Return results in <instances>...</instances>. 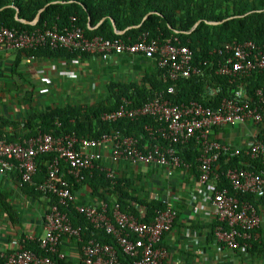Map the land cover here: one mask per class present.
Returning <instances> with one entry per match:
<instances>
[{
	"label": "built area",
	"instance_id": "1",
	"mask_svg": "<svg viewBox=\"0 0 264 264\" xmlns=\"http://www.w3.org/2000/svg\"><path fill=\"white\" fill-rule=\"evenodd\" d=\"M46 47L80 51L105 63L115 56L126 54L155 59L173 82L202 74L201 68L194 65L191 48L182 45L177 38L161 42L148 40L145 34L136 43L99 36L89 38L77 24L76 17H72L65 27L54 26L31 33L0 27V52H23ZM218 53L223 55V61L216 70L219 76L236 79L248 76L254 70L264 71V50L258 49L252 42L226 44ZM66 63L75 67L80 60ZM75 74L70 67L60 73L68 79L74 78ZM43 81L48 87L51 85L49 79ZM48 87L42 89L41 94L47 93ZM173 94L175 88L170 86L143 106L134 107L125 101L118 110L102 116V121L110 123L123 119L152 118L158 126L146 127V130L155 141L158 142L160 137L168 142L167 146L160 142L142 144L138 139L119 132L103 134L96 139L75 134L60 137L39 134L23 142L0 139V178L7 172L17 171L23 183H33L39 175V158L54 155L47 165V177L37 189L57 200L45 216V235L38 240L45 255L27 250L3 253L1 257L5 264H61L65 260L60 252L63 237L84 242L81 227H74L61 207H73L96 230L113 235L123 253L133 260L131 264H165L169 252L162 246V241L177 219V211L172 206L158 211L153 221L144 223L123 212L116 203L111 217L106 202L99 205L75 204L76 197L65 174L82 182L86 171L98 169L114 185L118 177L114 166L126 163L165 168L171 175L175 169L188 167L177 155L176 146L187 145L193 140L201 148L198 159L201 194L213 205L219 222L214 230L215 241L232 251H245L252 246L262 223L261 216L252 204L240 202L230 194L229 189L218 186L220 177L215 173V165L223 153L230 157L244 155L259 160L263 166L260 172L236 168L228 169L224 176L234 191L254 194L263 199L264 141L256 139L248 148L238 149L212 140L211 135L214 129L245 123L261 124L264 121V94L259 91L258 101L252 104L244 99V93L240 91L235 98L223 99L217 107H207L198 102L176 103L169 98ZM106 159L109 164H106ZM81 251L80 264H125L119 260L117 250L112 245L96 240L84 243Z\"/></svg>",
	"mask_w": 264,
	"mask_h": 264
},
{
	"label": "trees",
	"instance_id": "2",
	"mask_svg": "<svg viewBox=\"0 0 264 264\" xmlns=\"http://www.w3.org/2000/svg\"><path fill=\"white\" fill-rule=\"evenodd\" d=\"M17 9L20 19L28 22L34 21L38 13L42 9L45 10L38 24L32 26L16 20ZM149 13L153 14L144 21ZM72 17L77 18V24L89 38L99 36L109 40L122 39L126 43H136L145 34L148 40L161 42L174 41L177 38L182 45L191 48L194 53V65L201 68L202 74L173 82L166 70L159 67L155 59L134 56L144 61L151 60L154 64L152 73L142 81L109 82L106 84L105 91H101L98 95L95 93L93 100L87 101L86 98L89 95L87 94L85 97L81 96L79 100L81 102L77 104H54L46 107L42 100L36 103L32 96L30 101L32 110L29 111L27 118L18 122L3 120L0 122V139L8 142H23L39 134H50L55 137L75 134L78 137L96 139L103 134L119 132L123 136L138 139L142 144L160 142L167 146L168 142L160 137H158V142L155 141L146 130V127L156 128L158 126L157 121L152 118L146 117L134 121L123 119L110 123L102 121V116L118 110L125 101L134 107L143 106L160 92L167 91L170 86L175 88V94L169 96L174 102H198L207 107H217L223 99L235 98L237 92L240 91H243L244 99L253 102L252 104L258 101L259 91L264 94V71L254 70L250 75L236 79L216 74L219 63L223 61V55L218 51L226 44L252 42L258 49L264 50V0H0V27L14 29L18 32L31 33L36 30L51 29L54 26L62 28L70 23ZM103 19L105 21L98 26ZM112 21L118 31L126 32L123 35L116 34ZM198 21H201V24L192 31ZM208 22L220 24L211 25ZM23 52L28 58L44 61L71 62L76 59L84 62L96 59L80 51L61 48L46 47ZM257 126L259 131L257 139L264 141V121ZM218 130L220 129H214V132ZM214 132L211 135L212 140H215ZM176 151L177 155L188 165L187 168L178 169L191 171L199 180L200 146L193 140L187 145L176 146ZM53 158L52 154L39 158V175L34 178L33 183H23L18 172L12 171L16 173L14 177L17 178L16 183L21 186L26 195L35 199L47 196L38 191L37 186L45 181L48 174L47 165ZM236 168L260 172L263 170L261 162L244 155L230 157L223 153L215 165V173L220 177L218 186L221 189H229L230 194L236 196L240 202H248L257 209L259 203L257 200L261 201L262 198L254 194L234 191L224 176L228 169ZM65 178L76 197L75 204H81L77 192L88 187L91 197L95 200H92V203L95 202L97 205L100 202L108 203L111 217L116 203L123 212L130 213L144 223L153 221L158 211H163L168 207L160 200H143L141 191L136 190L133 180L124 175L118 176L114 185L98 169L86 171L82 182H77L67 174ZM111 196L116 199L115 203L110 202ZM47 198L48 208H50L57 200L51 196ZM137 206L146 207L145 217L141 216ZM6 209L8 210L9 207ZM61 210L68 214L74 227H81L84 242L78 243L69 237H63L62 241L65 238L74 240L81 250L84 243L96 240L112 245L117 250L121 262L125 264L133 262L123 253L113 235H108L103 230H96L85 216L77 213L73 207L67 209L61 207ZM218 225L217 221L212 228L211 234L214 239V230ZM258 247L252 242L251 253L259 255ZM22 250L45 255L40 248V243L35 241H24ZM61 264L72 263L64 260Z\"/></svg>",
	"mask_w": 264,
	"mask_h": 264
},
{
	"label": "crops",
	"instance_id": "3",
	"mask_svg": "<svg viewBox=\"0 0 264 264\" xmlns=\"http://www.w3.org/2000/svg\"><path fill=\"white\" fill-rule=\"evenodd\" d=\"M96 60L80 61L79 65L73 67L62 61L28 58L24 52H0V122H18L27 118L32 110V96L35 98L48 87L43 79L51 81L49 91H58L67 96L65 91H71L69 93L72 95L76 91H83L80 80L84 76L94 75L92 89L88 91H105L106 84L112 81H142L152 73L154 66L151 60L123 55L113 57L98 72L92 65ZM69 67L76 72L71 81L60 75ZM96 78L103 83L102 86L95 81ZM94 98L95 94L91 93L86 100ZM35 102L39 100L35 99ZM44 105L51 106L48 102H44ZM219 129L214 132L215 141L238 149L248 148L259 135L258 126L251 123ZM106 164H109L108 159ZM114 167L118 176L124 175L133 180L143 200H160L177 211L174 226L162 241V246L169 252L165 264H264V200H257L262 223L253 241L259 246V255L251 253L252 246L245 251H232L219 245L211 234L218 220L213 205L202 196L198 177L194 173L175 169L169 175L163 168L126 163ZM14 177L16 173L7 172L0 178V264H5L1 257L3 253L20 251L24 241L38 242L45 235V216L49 209L47 196L31 198L22 191ZM77 197L80 203L97 205L92 203L93 197L88 187L77 192ZM111 197L110 202L115 203L116 199ZM137 209L145 217L146 207L137 206ZM60 252L65 260L80 264L82 253L76 241L65 238Z\"/></svg>",
	"mask_w": 264,
	"mask_h": 264
},
{
	"label": "rangeland",
	"instance_id": "4",
	"mask_svg": "<svg viewBox=\"0 0 264 264\" xmlns=\"http://www.w3.org/2000/svg\"><path fill=\"white\" fill-rule=\"evenodd\" d=\"M105 63L101 62L100 60H96V62H92V65L93 67H95V69H97V71H102V69L105 68ZM96 71V74H98V72ZM104 71V70H103ZM94 75L90 74L89 76H84L83 79L80 80V83H81V87H83V91H76L74 95H72L71 91H65V95L67 96H64L63 94L59 93L58 91H48L47 93H39V95L35 96L34 99H37V100H42L43 102L45 103H49V105H54V104H77V102H81L79 100H81V96H87V94H97V93H100L101 91H88L89 89L91 90L92 89V84H93V78ZM68 81H71L70 79ZM96 82H99V79L96 78L95 79ZM95 82V83H96ZM99 86H102L103 83L100 81L99 83ZM83 99V98H82Z\"/></svg>",
	"mask_w": 264,
	"mask_h": 264
},
{
	"label": "water",
	"instance_id": "5",
	"mask_svg": "<svg viewBox=\"0 0 264 264\" xmlns=\"http://www.w3.org/2000/svg\"><path fill=\"white\" fill-rule=\"evenodd\" d=\"M45 9H42L39 13H38V15L36 16V18L34 19V21H32V22H28V21H26V20H22V19H20V17H19V10L17 9L16 11H17V13H16V20L17 21H19V22H21V23H23V24H26V25H32V26H35V25H37L38 24V22H39V20H40V16H41V14H42V12L44 11ZM151 14H153V13H149L145 18H144V21L151 15ZM105 21V19H103L101 22H100V24H98V26H100L103 22ZM89 23H90V21H89ZM112 23H113V27H114V31H115V33L116 34H118V35H123L126 31H123V32H120V31H118L117 30V28H116V26H115V23L112 21ZM209 24H211V25H218V24H220V23H215V22H208ZM201 24V21H198L197 23H196V25L193 27V29H192V31H194L199 25ZM97 26V27H98Z\"/></svg>",
	"mask_w": 264,
	"mask_h": 264
}]
</instances>
